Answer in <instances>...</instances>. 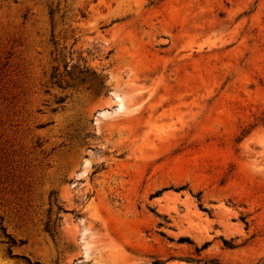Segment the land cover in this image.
<instances>
[{
  "label": "rangeland",
  "instance_id": "obj_1",
  "mask_svg": "<svg viewBox=\"0 0 264 264\" xmlns=\"http://www.w3.org/2000/svg\"><path fill=\"white\" fill-rule=\"evenodd\" d=\"M0 264H264V0H0Z\"/></svg>",
  "mask_w": 264,
  "mask_h": 264
},
{
  "label": "bare ground",
  "instance_id": "obj_2",
  "mask_svg": "<svg viewBox=\"0 0 264 264\" xmlns=\"http://www.w3.org/2000/svg\"><path fill=\"white\" fill-rule=\"evenodd\" d=\"M120 105H122V103H119V106H120ZM192 214H193V215H190V216H192V217H194V218H196V219H200V218H201L200 213H198L197 211H194ZM187 217H188V216H187Z\"/></svg>",
  "mask_w": 264,
  "mask_h": 264
}]
</instances>
